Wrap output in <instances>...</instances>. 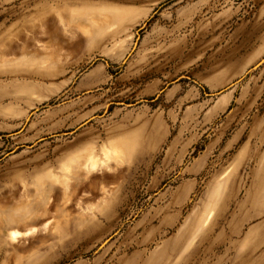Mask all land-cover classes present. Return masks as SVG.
Instances as JSON below:
<instances>
[{
	"label": "rangeland",
	"instance_id": "rangeland-1",
	"mask_svg": "<svg viewBox=\"0 0 264 264\" xmlns=\"http://www.w3.org/2000/svg\"><path fill=\"white\" fill-rule=\"evenodd\" d=\"M0 264H264V0H0Z\"/></svg>",
	"mask_w": 264,
	"mask_h": 264
},
{
	"label": "crops",
	"instance_id": "crops-1",
	"mask_svg": "<svg viewBox=\"0 0 264 264\" xmlns=\"http://www.w3.org/2000/svg\"><path fill=\"white\" fill-rule=\"evenodd\" d=\"M121 152V153H120ZM126 150L120 147L115 148V154L122 157L125 154ZM142 154V150H138L137 151V156L138 159ZM112 155V153H109L108 151L104 152V156H105V161L100 162L99 166L97 165V159L95 157V153L91 152L89 153L87 156L85 157H79L76 161H75V166L74 168L76 169V171L78 173H82L84 175V171H86L84 169V167L89 166L90 164L98 166V167H103L107 169V171L105 172V176H103L102 180L104 179H115V176L112 174L114 171L112 170V167L109 166L108 164V158ZM81 164V165H80ZM107 165V166H106ZM102 173H104V171H102ZM102 183V182H101ZM211 213H209V215L207 216V219L205 221V224L209 221V217H210ZM88 217H84L83 221H87ZM208 220V221H207ZM205 226V225H204ZM52 236L54 238H58V239H62L64 237V233L63 230L60 226L55 227L54 232L52 233ZM172 258V257H171ZM170 261V260H169Z\"/></svg>",
	"mask_w": 264,
	"mask_h": 264
},
{
	"label": "bare ground",
	"instance_id": "bare-ground-1",
	"mask_svg": "<svg viewBox=\"0 0 264 264\" xmlns=\"http://www.w3.org/2000/svg\"><path fill=\"white\" fill-rule=\"evenodd\" d=\"M121 153V152H120ZM81 165V164H80ZM107 166V165H106ZM97 168V166H95V165H92V164H90L89 166H86V167H84V169L87 171V173H89V171H93L94 170V168ZM101 168V172L102 171H104V173L107 171V169L106 168H104L103 167V169H102V167H100ZM45 187V186H44ZM42 202V201H41ZM41 202H36L35 204V206H33V208H32V206L29 208H26V209H23L22 211L23 212H19L17 215H19V218L20 217H22V218H25V217H27V216H30L31 214H33V212H35V209H34V207L36 208V206L37 205H40L41 204ZM38 203V204H37ZM45 203H46V200H45ZM42 204H44V203H42ZM41 207V206H40ZM42 207H44V206H42ZM39 208V206L37 207V209ZM25 212V213H24ZM18 219V218H17ZM13 222V221H12ZM13 239H14V237H13Z\"/></svg>",
	"mask_w": 264,
	"mask_h": 264
}]
</instances>
